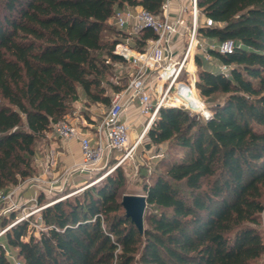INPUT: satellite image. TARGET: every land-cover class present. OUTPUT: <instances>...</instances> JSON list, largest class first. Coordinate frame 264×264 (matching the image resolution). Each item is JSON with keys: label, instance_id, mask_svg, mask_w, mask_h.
<instances>
[{"label": "trees", "instance_id": "16d2710c", "mask_svg": "<svg viewBox=\"0 0 264 264\" xmlns=\"http://www.w3.org/2000/svg\"><path fill=\"white\" fill-rule=\"evenodd\" d=\"M162 3L0 0V190L35 175L37 141L81 93L86 102H109L104 82L122 60L114 53L121 39L112 40L115 10L159 13ZM198 3L216 23L202 28L206 37L232 39L236 48L211 50L228 72L198 69L208 119L163 107L147 130L152 144L181 153L162 159L143 185V231L126 215L119 194L126 178L117 167L42 208L39 235L30 218L14 224L0 240V264H15L8 252L20 264H264V0ZM152 36L145 31L137 47Z\"/></svg>", "mask_w": 264, "mask_h": 264}, {"label": "built area", "instance_id": "2783aa9c", "mask_svg": "<svg viewBox=\"0 0 264 264\" xmlns=\"http://www.w3.org/2000/svg\"><path fill=\"white\" fill-rule=\"evenodd\" d=\"M111 19L118 29L125 31L127 39L139 38L147 30L152 31L154 36L147 38L141 49L134 48L128 40H120L116 44L114 53L122 58L118 68L128 70V83L123 89L113 92L109 103L105 105L101 122L93 133L66 119L53 124L58 137L79 141L83 155L81 170L96 168L113 152L129 148L131 126L123 116L136 100L140 114L148 121L125 157L140 145L160 108L178 107L208 119L212 112L198 91L197 58L209 61L213 59L211 50L228 55L236 48V42L232 39L209 40L203 35L202 28L212 27L216 23L203 13L198 0H163L159 13L142 6L119 7ZM229 69L228 64L220 65L223 72ZM43 167L45 172L49 169L48 164ZM28 182L43 187L41 177ZM20 186L10 191L0 190V203H9L5 213L17 208L14 193L21 189ZM36 197L27 202L37 200ZM27 208L25 205L21 217L16 221L0 227V240L14 224L35 213L33 210L26 212ZM42 208L44 206L40 210ZM8 255L15 264H20L14 254L8 252Z\"/></svg>", "mask_w": 264, "mask_h": 264}, {"label": "rangeland", "instance_id": "374dc122", "mask_svg": "<svg viewBox=\"0 0 264 264\" xmlns=\"http://www.w3.org/2000/svg\"><path fill=\"white\" fill-rule=\"evenodd\" d=\"M112 21V19H111ZM110 21V24L119 31L115 37H112V40L115 38H120L121 40L129 41L130 44L136 48L139 43L137 42L138 38H126L125 31H122L117 28ZM203 35L207 36L204 31ZM197 62V61H196ZM118 63L114 64V68H111V73L108 76V80L111 83L104 82L106 86V94L109 98L112 96L113 92L116 91V86H124L127 84L129 79V73L126 68H118ZM221 61L213 60L210 63H205L203 68H215V65ZM202 66H198L201 68ZM199 93L200 90L198 89ZM201 95V94H200ZM202 97V96H201ZM86 96L81 93L80 98L73 102L72 109L70 114L66 116V120H69L72 123L79 125L84 130H93V126H97L102 119V116L105 113L104 103H91L86 102ZM203 98V97H202ZM216 101H220L223 98L222 94H217L214 96ZM204 99V98H203ZM206 105L210 109L211 103L204 99ZM109 103V102H108ZM107 103V104H108ZM194 115V114H192ZM195 116V115H194ZM198 117V116H196ZM204 119L202 117H199ZM148 118L144 117V126L146 125ZM144 126L142 127L140 133L143 131ZM138 136L134 131V134L130 140L129 148L124 151H115L109 157H105L103 161L96 167L91 170H81L79 169L82 162L67 166L62 162V153H59V148H61L62 143L58 140V137L52 128L46 135L40 138L36 144V155L34 156V165H35V175L27 178L30 180L32 178L41 177V183L43 187H38L30 184L28 181L20 182V187L23 189L30 188L25 193V201L34 198L37 200L28 201L25 205L28 207L26 212L35 211L34 214L30 215V226L35 228V234L39 235L42 228H45L41 224V207H46L55 203L58 200L67 198L68 196H74L82 193L87 187L93 184H99L104 180L105 176L109 173H112L115 168H120V171L125 175L126 181L125 184L120 189V196L123 194H144L143 185L146 182H150L151 177L156 174L158 170H161L160 161L162 159H170L174 155L181 153L177 151V148H172L167 142L161 144H152L149 140L148 135L142 139L140 145L128 156L125 157L126 152L129 151L130 147L136 142ZM49 165V169L45 172L43 165ZM13 186L5 191H10ZM36 194V195H35ZM25 205H19L17 208L8 211L5 213L3 209L0 210V218L2 220H8L9 222L16 221L21 217L23 213V207ZM28 218V219H29ZM27 220V219H25ZM23 221V220H21ZM20 221V222H21ZM262 223L264 230V212L262 214ZM1 225V219H0ZM2 238V237H1ZM2 240V239H1ZM262 259H257L255 262H261ZM236 264V263H232Z\"/></svg>", "mask_w": 264, "mask_h": 264}, {"label": "crops", "instance_id": "0c3cea01", "mask_svg": "<svg viewBox=\"0 0 264 264\" xmlns=\"http://www.w3.org/2000/svg\"><path fill=\"white\" fill-rule=\"evenodd\" d=\"M208 38V37H207ZM209 40H214L213 38H208ZM200 58V57H199ZM202 60V68L204 67V64L205 63H210L212 62L213 60H217L219 61V58L214 56L213 55V59L212 60H205L204 58H200ZM222 64V62H221ZM219 63H217L215 65V68H209L210 70L212 71H217V70H220V65ZM196 65H197V73H198V64L196 62ZM123 118L130 124L131 126V132H130V140L134 134V131L136 133V136H139L140 134V131L142 129V127L144 126V116H142L140 114V111H139V103L138 101L136 100L135 102H133L126 110ZM95 127L96 126H93V130H90L93 131L95 130ZM58 137V136H57ZM58 140L62 143V146L61 148H59V153H62V162L67 165V166H71V165H74V164H78V163H81L83 161V155H82V151H81V147H80V143L77 139H71V140H65V139H62L60 137H58ZM114 153V152H113ZM112 153V154H113ZM111 154V155H112ZM28 190H31L30 188H27V189H23L22 188L20 190H18L16 193H14V201L15 203H18L19 205H23L24 201H25V193L28 191ZM33 192V191H32ZM9 206V203L5 202V203H0V210L3 209L5 210L7 207ZM24 209V207H23ZM26 210V209H25ZM1 219V226H3V221L2 220L3 218H0Z\"/></svg>", "mask_w": 264, "mask_h": 264}, {"label": "water", "instance_id": "95a60500", "mask_svg": "<svg viewBox=\"0 0 264 264\" xmlns=\"http://www.w3.org/2000/svg\"><path fill=\"white\" fill-rule=\"evenodd\" d=\"M146 196L144 194H124L122 205L126 215L131 218L140 231L144 229V213L146 208Z\"/></svg>", "mask_w": 264, "mask_h": 264}]
</instances>
